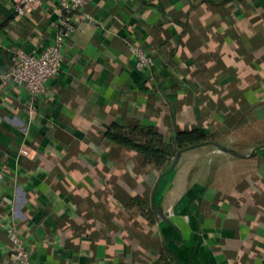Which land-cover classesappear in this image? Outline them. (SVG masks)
Listing matches in <instances>:
<instances>
[{"label": "crops", "instance_id": "crops-1", "mask_svg": "<svg viewBox=\"0 0 264 264\" xmlns=\"http://www.w3.org/2000/svg\"><path fill=\"white\" fill-rule=\"evenodd\" d=\"M11 2L0 0V264L12 218L32 264H152L163 247L177 264H264V0H89L33 116L24 86L2 76L14 52L52 42L59 2L17 22ZM112 123L167 138L200 125L245 156L194 147L159 176L105 139ZM124 194L168 220L125 209Z\"/></svg>", "mask_w": 264, "mask_h": 264}, {"label": "built area", "instance_id": "built-area-1", "mask_svg": "<svg viewBox=\"0 0 264 264\" xmlns=\"http://www.w3.org/2000/svg\"><path fill=\"white\" fill-rule=\"evenodd\" d=\"M59 2L57 10L56 31L52 42L40 51H17L11 56V65L2 76L14 83L22 84L27 92V113L33 116L36 110L38 97L44 94L47 81L58 73L63 62V49L65 39L77 30V21L73 19V12L83 8L89 0H56ZM11 21L17 22L40 5V0H12ZM78 20L91 21L87 13H80ZM128 48L135 57V66L140 71H150L152 58L147 51L137 42L129 41ZM18 153L26 155L28 149L21 146ZM6 232L10 241L11 260L9 264H32L29 250L23 236L19 232L18 223L12 218L7 226Z\"/></svg>", "mask_w": 264, "mask_h": 264}, {"label": "trees", "instance_id": "trees-1", "mask_svg": "<svg viewBox=\"0 0 264 264\" xmlns=\"http://www.w3.org/2000/svg\"><path fill=\"white\" fill-rule=\"evenodd\" d=\"M105 139L123 148H129L143 157V166L150 165L159 176L164 175L171 166L176 150H183L188 146L203 147L208 145H226L216 140L204 126H194L183 131L176 130L170 138L157 132L152 125H125L112 123L103 133ZM123 206L125 209L135 208L149 223H154L159 217L155 206L147 205V198L140 195H125ZM257 204V203H256ZM264 208V204L259 206ZM149 264V263H148ZM152 264H177L175 257L167 248L156 256Z\"/></svg>", "mask_w": 264, "mask_h": 264}, {"label": "water", "instance_id": "water-1", "mask_svg": "<svg viewBox=\"0 0 264 264\" xmlns=\"http://www.w3.org/2000/svg\"><path fill=\"white\" fill-rule=\"evenodd\" d=\"M216 145V147H218V149L220 150V151H224V152H229V153H231V154H233V155H235V156H239V157H242V156H245L244 154H239V153H237L236 151H234V150H232L230 147H228V146H226V145H217V144H215ZM195 146H188L187 148H183V150H176V154H175V156L173 157V160H172V163H171V166L169 167V169L166 171V172H169V171H171L175 166H176V164L179 162V160H180V158H181V155H182V152L184 151V150H186V149H192V148H194ZM162 176V175H161ZM157 211H158V213H159V216H160V218L163 220V221H166V220H168V215H167V213H165L164 211H162V210H160V209H157Z\"/></svg>", "mask_w": 264, "mask_h": 264}]
</instances>
